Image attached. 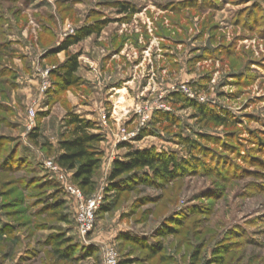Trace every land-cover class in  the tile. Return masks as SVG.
<instances>
[{"label": "rangeland", "instance_id": "1", "mask_svg": "<svg viewBox=\"0 0 264 264\" xmlns=\"http://www.w3.org/2000/svg\"><path fill=\"white\" fill-rule=\"evenodd\" d=\"M75 55L77 82L64 89L52 77L29 129L36 69ZM194 102L231 123L218 126ZM69 113L105 138L94 188L69 171L87 198L103 195L85 237L44 165L56 162ZM124 130L132 139L121 144ZM124 146L171 155L188 173L154 179L146 169L137 174L151 182L132 173L113 188ZM108 247L117 264H264V0H0V264H105Z\"/></svg>", "mask_w": 264, "mask_h": 264}, {"label": "trees", "instance_id": "2", "mask_svg": "<svg viewBox=\"0 0 264 264\" xmlns=\"http://www.w3.org/2000/svg\"><path fill=\"white\" fill-rule=\"evenodd\" d=\"M123 11H128V6L123 5ZM109 21L103 22L96 26H90L81 29L75 37L68 38L61 46L55 51L61 53L68 51L71 47L78 45L87 37L95 33L100 32ZM80 69L79 56L75 55L68 58V60L56 67L51 73L52 77L57 78L60 84L64 86V89L72 87L77 82L76 74ZM201 114L210 120L214 121L218 126H227L231 123L229 115L217 113L207 108L206 105L193 103ZM163 113H158L162 115ZM165 119L175 123L176 119L169 114H164ZM64 125L68 132L63 136L58 144L59 154L56 157V162L61 168L73 173V181L82 190L86 188H94L95 176L97 171L101 167L102 158L104 156L99 145L104 141V136L101 133H97L96 123L82 117L79 114L69 113L64 119ZM67 135V136H66ZM31 139H38L39 134L34 132L30 135ZM183 142L190 143L189 140H183ZM192 148H195V144L191 142ZM122 147V146H121ZM129 147L128 153L125 156V161L116 160L112 166V170L109 176V182L111 187L120 189L118 186L121 184L122 177L128 176L134 173V178H138L144 182H151L150 178L145 174V177L138 176V171H144L149 169L154 179H169L173 180L179 177L178 173L186 175L188 173L187 167L184 163H180L175 157L166 153H157L156 150H135ZM131 179V178H130ZM129 179V180H130ZM59 186V185H58ZM61 253V252H58ZM65 253V251H64ZM61 259L70 258L68 252L60 255Z\"/></svg>", "mask_w": 264, "mask_h": 264}, {"label": "built area", "instance_id": "3", "mask_svg": "<svg viewBox=\"0 0 264 264\" xmlns=\"http://www.w3.org/2000/svg\"><path fill=\"white\" fill-rule=\"evenodd\" d=\"M74 29L69 28L66 33L67 35H73ZM70 35V36H71ZM52 69H43L37 68L36 75L39 78V94L33 100L31 108L29 110V129H32L35 126V118L37 116V109L40 106L41 98L44 94H46L51 89V73ZM116 113V109L114 111ZM141 113V111H140ZM108 118L104 112L101 114L100 123L107 128L108 127ZM150 119V114H147L143 117V123ZM102 126V127H103ZM118 137L119 143H128L131 141L132 137L125 130L121 133L116 134ZM46 170L50 171L58 180V182L62 185L66 195L70 198L74 204L76 205L77 210V225L79 228V232L81 236L85 237L90 234L95 227V215L98 211L100 205L102 204L103 195L100 192L93 194L90 198H87L82 190L74 185L71 180V175L69 171L60 167L57 162L47 160L45 162ZM118 263V254L115 252L113 248L105 249V264H117Z\"/></svg>", "mask_w": 264, "mask_h": 264}]
</instances>
